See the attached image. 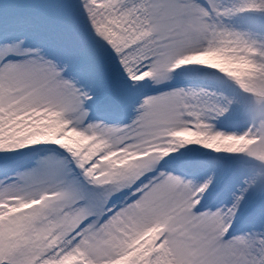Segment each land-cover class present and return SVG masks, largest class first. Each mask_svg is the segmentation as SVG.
Here are the masks:
<instances>
[{
    "label": "snow or ice",
    "instance_id": "snow-or-ice-1",
    "mask_svg": "<svg viewBox=\"0 0 264 264\" xmlns=\"http://www.w3.org/2000/svg\"><path fill=\"white\" fill-rule=\"evenodd\" d=\"M0 264H264V0H0Z\"/></svg>",
    "mask_w": 264,
    "mask_h": 264
}]
</instances>
